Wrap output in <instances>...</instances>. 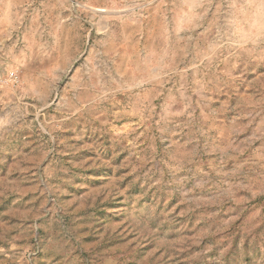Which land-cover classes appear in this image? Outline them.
I'll return each instance as SVG.
<instances>
[{
	"label": "rangeland",
	"instance_id": "rangeland-1",
	"mask_svg": "<svg viewBox=\"0 0 264 264\" xmlns=\"http://www.w3.org/2000/svg\"><path fill=\"white\" fill-rule=\"evenodd\" d=\"M0 264H264V0H0Z\"/></svg>",
	"mask_w": 264,
	"mask_h": 264
}]
</instances>
